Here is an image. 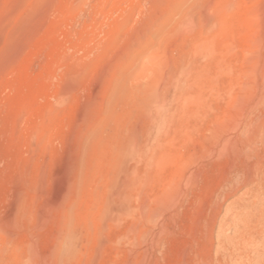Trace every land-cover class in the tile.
<instances>
[{"label":"rangeland","instance_id":"374dc122","mask_svg":"<svg viewBox=\"0 0 264 264\" xmlns=\"http://www.w3.org/2000/svg\"><path fill=\"white\" fill-rule=\"evenodd\" d=\"M263 177L264 0H0V264H264Z\"/></svg>","mask_w":264,"mask_h":264},{"label":"bare ground","instance_id":"6f19581e","mask_svg":"<svg viewBox=\"0 0 264 264\" xmlns=\"http://www.w3.org/2000/svg\"><path fill=\"white\" fill-rule=\"evenodd\" d=\"M196 3H197V2H196ZM173 5H174V4H173ZM189 5H190V4H189ZM171 6H172V5H171ZM175 6H176V5H175ZM196 6H197V5H196ZM193 8H194V7H193ZM150 95H152V94H150ZM147 96H149V95H147ZM156 96H157V94H156ZM156 96H155V94H154V96H152V97L150 98V101H151V102H154V103L158 102L159 99H158V97H156ZM148 101H149V99H148ZM148 101H147V102H148ZM145 102H146V101H145ZM147 102H146V103H147ZM149 103H150V102H149ZM168 103H169V102H168L167 100L164 101V103H163V105H162L163 113H162L161 115L158 116V117H159V118H158V122H156V123H160L161 121L164 120L165 112L169 109V105H168ZM144 106H146V105H144ZM143 109H144V108H143ZM109 117H110V116H109ZM168 118H170V117H168ZM171 119H172V118H171ZM106 120H107V119H106ZM106 120H105V121H106ZM166 120L169 121V119H166ZM166 120H165V121H166ZM108 121H109V120H108ZM108 121H107V122H108ZM110 121H111V119H110ZM100 122H101V121H100ZM112 122H114V121H112ZM166 122H167V121H166ZM169 122H170V121H169ZM171 122H172V121H171ZM167 123H168V122H167ZM103 125H104V124H103ZM111 125H112V124H111ZM111 125H110V126H111ZM99 126H100V125H99ZM104 126H105V127H108L106 124H105ZM113 127H114V125H113ZM102 128H103V127H102ZM111 128H112V127H111ZM107 129H109V127H108ZM105 130H106V128H105ZM111 130H113V129H111ZM111 130H110V131H111ZM97 131H98V130H97ZM106 131H107V130H106ZM254 132H255V131H254ZM110 133H111V132H110ZM112 133H113V132H112ZM252 133H253V132H252L251 130H248V136H252ZM99 134H100V133H99ZM110 135H111V134H110ZM112 135H113V137H114V134H112ZM98 136H100V135H98ZM100 137H101V136H100ZM111 137H112V136H111ZM107 138H109V137H107ZM98 139H99V138H98ZM98 139H97V140H98ZM102 139H103V138H102ZM109 140H110V139H109ZM106 141H108V140L106 139ZM133 141H134V139H133ZM97 142H98V141H97ZM100 143H101V142H100ZM100 143H99V145H100ZM125 143H126V141H125ZM128 143H129V142H128ZM120 144L123 145L122 143H120ZM121 145H120L119 147H121ZM128 145H129V144H128ZM128 145H123V146H126V147H124L125 149H123V150L128 149V148H129V147L127 148ZM131 145H133V144L130 143V146H131ZM146 145H147V144H146ZM149 145H150V147L152 146L151 144H149ZM94 146H95V145H94ZM144 148H145V145H144ZM146 148H147V146H146ZM119 149H120V148H119ZM130 149H131V148H130ZM148 149H149V148H148ZM135 151H136V150H135ZM148 151H149V150H148ZM153 151H154V150H153ZM127 152H128V151H127ZM143 152H144V150L142 151V153H143ZM125 153H126V152H124V155H125ZM142 153H141V154H142ZM147 153H148V152H147ZM147 153L145 152V154H143V156H146ZM121 154H122V153H121ZM130 154H131V153H130ZM124 155H123V157H124ZM125 156H126V155H125ZM148 157H149V156H148ZM122 159H123V158H122ZM123 160H124V159H123ZM121 161H122V160H121ZM121 165H124V164H121ZM124 166H125V165H124ZM117 167H119V166H117ZM125 167H126V166H125ZM118 169H119V168H118ZM119 170H120V169H119ZM134 172H135V171H134ZM124 174H125V173H124ZM119 175H120V174H119ZM121 175H122V174H121ZM119 177H120V176H119ZM121 177H123V176H121ZM126 182H127V181H126ZM262 186H264V177H263V179H262ZM262 199H263V197H262ZM262 199H261V200H262ZM252 209H253V208H252ZM255 209H256V208H255ZM262 209H263V208H262ZM248 211H249V210H248ZM258 211H259V210H258ZM247 213L251 214L252 211H251V212L249 211V212H245V213H243L244 216H247V218H248ZM254 213H256V212H254ZM250 218H251V217H250ZM236 233H237V232H236Z\"/></svg>","mask_w":264,"mask_h":264}]
</instances>
